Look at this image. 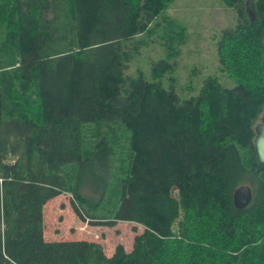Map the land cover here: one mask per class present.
<instances>
[{
    "label": "trees",
    "instance_id": "obj_1",
    "mask_svg": "<svg viewBox=\"0 0 264 264\" xmlns=\"http://www.w3.org/2000/svg\"><path fill=\"white\" fill-rule=\"evenodd\" d=\"M169 1L0 0V264H264V165L252 142L264 109V0H223L239 21L221 29L215 52L234 83L206 75L188 97L166 76L185 37ZM158 26L165 57L128 74ZM101 122L127 135L112 182L111 141L84 136ZM90 172L91 205L80 191ZM246 182L250 203L236 208L232 191ZM64 191L76 213L142 225L132 248L44 239L43 204Z\"/></svg>",
    "mask_w": 264,
    "mask_h": 264
},
{
    "label": "rangeland",
    "instance_id": "obj_2",
    "mask_svg": "<svg viewBox=\"0 0 264 264\" xmlns=\"http://www.w3.org/2000/svg\"><path fill=\"white\" fill-rule=\"evenodd\" d=\"M247 4L252 5V2L247 0ZM247 4L246 13L250 18L255 19L252 7ZM165 14L173 17L185 29L184 40L178 44L177 56L170 57L174 60L173 67L170 73L166 72V76L167 74L173 76L176 94L180 97H188L189 94L195 93L206 75H215L224 85L232 86L234 82L229 80L227 74L218 67L215 38L221 29L233 27L239 21L234 7L228 6L223 0H170ZM160 34H163V30L158 26L150 36H146V42L141 46L140 51L132 56L124 71L128 74H135L139 69L148 72L153 60L165 57L166 48L161 43ZM166 76L162 78L165 86L170 83ZM259 117L260 115L256 118V122L260 121ZM125 132L122 125L111 122L88 123L85 128L84 136L89 143L94 142L101 133L111 141L113 154L110 162L112 173L109 177L110 182L115 179L120 160L127 148ZM91 179L93 176L90 172L80 186V191L84 193L90 205L99 196ZM72 194L70 191L60 192L44 204L45 228L50 238L66 240V238L86 237L89 241L100 242L105 254H110L114 246L119 243L123 244L125 249L131 248L133 235L142 231V225L129 220L103 224L106 218L103 219L98 215L88 217L80 205H78L79 212L76 213ZM102 204L103 207L96 209L97 214L103 213L106 207L111 206L104 202Z\"/></svg>",
    "mask_w": 264,
    "mask_h": 264
},
{
    "label": "water",
    "instance_id": "obj_3",
    "mask_svg": "<svg viewBox=\"0 0 264 264\" xmlns=\"http://www.w3.org/2000/svg\"><path fill=\"white\" fill-rule=\"evenodd\" d=\"M260 121L255 122L253 130L255 132L252 140L254 145L255 157L258 159L260 164L264 165V110L260 113ZM232 199L234 207H243L247 203H250L251 198V186L246 183H240L232 191Z\"/></svg>",
    "mask_w": 264,
    "mask_h": 264
},
{
    "label": "crops",
    "instance_id": "obj_4",
    "mask_svg": "<svg viewBox=\"0 0 264 264\" xmlns=\"http://www.w3.org/2000/svg\"><path fill=\"white\" fill-rule=\"evenodd\" d=\"M57 195H59V194H57ZM56 195V196H57ZM56 196H54V197H56ZM51 198H53V197H51ZM49 200H51V199H49ZM49 200H46V202L47 201H49ZM45 202V203H46ZM44 203V204H45ZM44 204H43V206H44ZM42 221H43V228H42V234H44V239H46V240H50V241H53V240H58L59 238H55V237H53V238H50V236H48V234H47V232H46V228H45V224H46V222L44 221V207H43V211H42ZM79 238H84V239H88V238H86V237H79ZM66 239H70V238H66ZM71 239H76V238H71ZM76 240H79V239H76ZM131 244H133V243H131ZM114 248H115V246H114ZM131 248H132V246H131ZM125 249V248H124ZM130 249V248H129ZM129 249H125V250H129ZM113 250V249H112ZM112 252V251H111ZM110 252V253H111Z\"/></svg>",
    "mask_w": 264,
    "mask_h": 264
}]
</instances>
